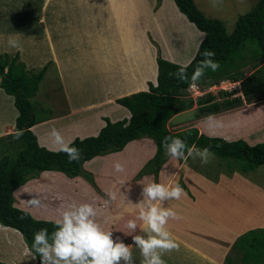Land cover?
Wrapping results in <instances>:
<instances>
[{"label":"crops","instance_id":"1","mask_svg":"<svg viewBox=\"0 0 264 264\" xmlns=\"http://www.w3.org/2000/svg\"><path fill=\"white\" fill-rule=\"evenodd\" d=\"M30 1H64V26L46 13L47 9L43 10L44 18L39 10L28 11L37 5L27 3ZM24 6L27 9H22ZM198 30L174 0H0V53L20 54L28 69L49 63L45 77L47 73L56 75L63 89L64 110L49 109L43 120L30 128L40 145L54 151L58 148L50 137L52 129L69 143L76 137L96 135L105 125V117L111 121L128 119L130 111L116 99L146 91L150 83H157L158 52L171 62L186 65L204 37ZM259 108L264 109V99ZM191 110L174 114L169 122L179 126L177 116ZM262 112H255L251 121L245 116L238 128L236 124L230 130L223 125L210 129L206 117L194 119L193 124L188 122L208 135L228 140L241 137L255 144L264 141V128L255 131V125L264 120ZM17 115L13 96L0 87V137L14 132ZM212 116L220 122L219 116ZM245 129L247 133L241 136ZM155 148L151 138L142 137L129 141L120 151L86 160L83 167L93 173L102 196L81 176L70 178L60 171L44 170L13 191L14 204L35 218L56 221L69 203H93L102 227L126 245L132 244L131 236L126 235V223L137 212L128 201L137 203L142 198L143 184L154 180L151 173L138 180L133 177L153 156ZM117 162L123 165L124 172L115 171ZM183 163L180 166L182 162L169 157L158 172V183L165 184L170 180L178 182L183 174L188 189L181 186L186 195L165 202L178 215L169 220L167 227L179 247L162 258L165 264H224L239 235L264 228V181L260 180L263 171L258 166L246 175L219 172L212 179L193 169L188 160ZM255 170L257 176L252 178ZM22 196L28 200L38 198L40 204L29 205ZM137 224L139 227L140 222ZM8 229L22 240L19 231ZM135 234H140L139 228ZM137 252L133 248L134 262L141 264ZM22 253L30 255L35 264L34 254L25 243Z\"/></svg>","mask_w":264,"mask_h":264},{"label":"trees","instance_id":"2","mask_svg":"<svg viewBox=\"0 0 264 264\" xmlns=\"http://www.w3.org/2000/svg\"><path fill=\"white\" fill-rule=\"evenodd\" d=\"M174 2L188 21L204 33L194 56L186 65H181L163 58L158 52L157 83H150L146 91L116 99L117 103L130 111V117L116 121L105 117V125L96 135L76 137L69 142L80 150L81 158L78 161L69 163L65 153L40 145L30 129L43 120L35 113L37 109H41L36 95L49 63L40 69H28L18 53H0V65L5 69L0 76V87L13 96L18 111L14 132L0 137V224L19 231L34 255L36 253L31 247L33 233L40 228H48L51 233L55 221L35 218L29 211L15 206L13 191L44 170L60 171L70 178L81 176L97 192L102 193L93 173L86 170L83 163L96 155L120 151L131 140L148 137L155 143V152L133 179L138 180L151 173L158 182L160 167L170 157L161 147V141L166 136L179 137L189 146L194 144L201 149L210 148L213 155L224 159L227 173L238 171L245 174L264 165V141L249 144L240 138L228 140L221 136H209L195 126L179 131L167 128V121L174 114L190 109L194 104L197 106V114L206 116L239 106L243 101L264 97V64L258 66L264 58V0H257L252 8L239 15L231 32L227 31L221 19L209 17L200 10L194 0ZM249 43L255 46L251 52L250 47L247 49ZM246 49L247 55L239 57ZM205 50L215 53L213 60L219 64V68L215 72L205 69L197 84L212 86L224 78H230L240 81L243 97L222 91L221 99H217L212 93L195 99L181 98L180 94L187 90L190 83L181 82L171 74L180 67H186L190 78L199 62L204 59ZM247 58L252 60L255 70L243 76L239 69L247 62ZM33 97L35 101L32 100ZM19 130H23V135L17 139L16 133ZM178 183L187 189L182 181L179 180ZM35 264H40L38 256ZM224 264H264V228L249 229L239 235L225 256Z\"/></svg>","mask_w":264,"mask_h":264},{"label":"clouds","instance_id":"3","mask_svg":"<svg viewBox=\"0 0 264 264\" xmlns=\"http://www.w3.org/2000/svg\"><path fill=\"white\" fill-rule=\"evenodd\" d=\"M203 56L204 59L199 62L190 78L186 67H180L171 75L181 82H189L193 88L197 87L205 69L215 72L219 68V64L213 60V51L205 50ZM205 119L210 129L222 126L212 115ZM21 135L23 130L16 133V138L19 139ZM50 137L58 151L67 155L69 163L81 158L80 150L66 143L56 129H52ZM161 147L166 155L176 160L199 158L206 164L213 156L210 148L201 149L194 144L189 146L179 137H164ZM114 169L118 173L124 172V167L119 162L114 164ZM183 195L186 193L178 182L170 180L165 184L149 180L144 183L142 198L135 204L128 201L137 215L126 223L129 230L126 235H130L132 239V244L127 245L119 237L114 238L112 231L102 227L97 219L98 210L92 204L69 203L60 212L51 233L48 228H40L33 233L31 247L36 253L33 260L38 256L40 264H135L133 248H136L140 253L141 264H165L162 257L179 247L167 227L169 220L177 219L178 215L171 207L165 206V202L179 200ZM27 203L35 206L40 204V200L32 198ZM107 203L105 201V205ZM137 221L140 222L139 227ZM137 228L140 234L133 235Z\"/></svg>","mask_w":264,"mask_h":264},{"label":"rangeland","instance_id":"4","mask_svg":"<svg viewBox=\"0 0 264 264\" xmlns=\"http://www.w3.org/2000/svg\"><path fill=\"white\" fill-rule=\"evenodd\" d=\"M2 1L7 2L10 0H2ZM17 1H19V0H17ZM194 1L196 3L197 7L201 8V10L207 16L221 19L225 23V26H226V29L228 32H231L234 29L237 17L239 15L245 13L246 11H248L257 2V0H194ZM27 3H29V4H36L37 3V5L36 6H30L29 4H26L27 6H30L32 8L27 9L26 8L27 6L26 7L24 6L22 9L26 8L28 11H31L32 9H34L35 11L39 10V12L42 13V18H44V11L47 9V11H45V12L51 13L52 15H50V16L52 18L56 17L64 26V1H30ZM157 3H159V2L157 1ZM22 14H23V11H22ZM62 29H64V27ZM191 33H193V31H191ZM248 47H250V52L255 49V46H253L250 43L247 44V49H248ZM247 49H246V51H242V53L239 55V57H245L247 55ZM28 52H29V54H31L30 50ZM28 52H27V57L29 59ZM19 58H20V54H19ZM247 59H248L247 62L243 66H240V69H239L242 72L243 76H247L252 71L255 70V67L251 64L252 60L249 61V58H247ZM263 64H264V58L260 60V64H258V66H261ZM46 71H47V69H46ZM45 74H46V72H45ZM47 75H48L47 77H45V75H44V78L39 83L38 95L36 97V100L38 101V106L41 108V109H37L35 112L38 118H42L43 116H46L49 109L50 110L52 109L55 112L56 111L58 112V109L64 110V93H63V89L60 88V83H59L58 77L56 75H52V73H50V74L47 73ZM226 79L227 78H224L221 81H224ZM227 80H231V79L229 78ZM219 83H220V81H219ZM226 84L227 83H225L224 86H226ZM197 86H199V87H196V89L198 88L199 90H203V92L201 94H198V93L194 92V90H191L192 94H194V95H192L189 91L186 90V91H183L182 94H180L181 98L192 97L193 99H195V98L200 97L202 95L205 96L206 93H212L213 95L216 96L217 99H221L220 92L226 91V90L219 89L218 87L213 88L212 90H208L209 86L204 85V83L203 84H197ZM232 95L233 96H240V95H235L233 92H232ZM262 98L264 99V97H261L260 99H257L254 101H247V102L243 101V103L239 106L233 107V108L228 109V110H223V111L218 112V113L210 114V115H215L216 118H218V116H219L220 123L223 125L222 128H225L226 130H230V128L234 127L236 124H237L236 128H238L239 127L238 124H240V122L241 123L243 122V119L245 118V116H249L250 117L249 120L251 121V118H253V116L256 115L255 112H257V111L259 112V111L264 110V109L259 110L260 109L259 107H262ZM32 100L35 101V97H33ZM192 108H193V110L183 112L177 116V119H180V121H181V123H179L180 124L179 126H176L177 123H174V121L169 122V120H170L169 119L167 121V128L171 131H179V130H182V128L185 129V127H187V126L191 127L189 124L190 121L193 124V123H195L194 119L209 116V115H206V116L198 115L197 114V112H198L197 106L195 104L193 105ZM256 109H258V110H256ZM186 110H188V109H186ZM262 113H264V112H262ZM185 122H187V123H185ZM255 126H256L255 131H259L260 129H262V127L264 128V120L262 123H259ZM246 131H247L246 129L243 130V132L241 133V136H243L245 133H247ZM209 136H219V135H209ZM239 138L242 139L241 137H239ZM239 138H235V139H239ZM223 161H224L223 158L213 155L210 158L209 162L206 164L202 163L199 158H197V159L189 158L188 164L190 166H192L193 169H195V170L197 169L199 172L208 175V177L209 176L212 177V179H216L215 177L217 176V174L219 172L226 173V174H232L234 172H238V171H234V172L227 173L225 171L226 167H225ZM181 162H182V164L180 166H183L184 163H183V161H181ZM259 170L263 171V175H262L260 180L264 181V165H261L259 167ZM238 173H240V172H238ZM257 173H258V170L251 172L252 178L256 177ZM182 177H183V174H181L179 176L178 181L180 180L183 182ZM185 190L187 191L188 189H185ZM263 192H264V190H263ZM99 194H101V196H102L103 192L99 193ZM103 197H105V196H103ZM15 199H16L17 204H19L20 203L19 200H17V198H15ZM21 199L23 202L28 201V199L26 197L24 198V196H22ZM42 199H44V198H42ZM91 204H93V203H91ZM97 204H99V203L97 202ZM97 204H95V205H97ZM23 243H25L24 239L22 238V240H21V238L18 236V234H16V232L9 230L8 227L6 228V227L0 226V258H2V259H0V262L4 261V263H6V264H33L32 263L33 261L31 259L30 255L24 256L25 253H22ZM137 251L138 252L136 253V256L139 258V260H141L139 250L137 249Z\"/></svg>","mask_w":264,"mask_h":264},{"label":"built area","instance_id":"5","mask_svg":"<svg viewBox=\"0 0 264 264\" xmlns=\"http://www.w3.org/2000/svg\"><path fill=\"white\" fill-rule=\"evenodd\" d=\"M225 83H227L226 86H224ZM197 87H199V86H197ZM216 87H218L219 89H222V90L233 92L235 95L243 96L242 91H241L240 81H233V80H227L226 79L224 81H220V83H218L216 85L209 86L208 90H212L213 88H216ZM191 90H194V92H196L198 94H201L203 92V90H199L198 88L196 89V87L193 88V87L189 86L187 88V91H189L192 94ZM192 95H194V94H192Z\"/></svg>","mask_w":264,"mask_h":264},{"label":"water","instance_id":"6","mask_svg":"<svg viewBox=\"0 0 264 264\" xmlns=\"http://www.w3.org/2000/svg\"><path fill=\"white\" fill-rule=\"evenodd\" d=\"M4 71H5V69L0 65V76L3 75Z\"/></svg>","mask_w":264,"mask_h":264}]
</instances>
